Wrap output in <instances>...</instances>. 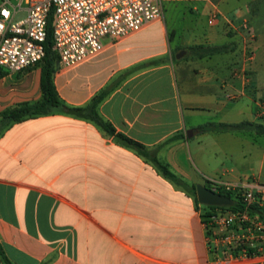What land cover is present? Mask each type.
<instances>
[{"label": "crops", "instance_id": "obj_1", "mask_svg": "<svg viewBox=\"0 0 264 264\" xmlns=\"http://www.w3.org/2000/svg\"><path fill=\"white\" fill-rule=\"evenodd\" d=\"M190 1L183 45L153 20L73 66L57 60L55 90L68 105L104 90L98 113L187 184H264V0ZM150 23L156 36L138 34ZM15 72L0 82V109L40 95L38 65ZM236 154L257 168L214 166ZM203 210L91 120L57 107L0 123V264H205Z\"/></svg>", "mask_w": 264, "mask_h": 264}, {"label": "built area", "instance_id": "obj_2", "mask_svg": "<svg viewBox=\"0 0 264 264\" xmlns=\"http://www.w3.org/2000/svg\"><path fill=\"white\" fill-rule=\"evenodd\" d=\"M162 14V0H0V66L18 71L42 58L49 15L51 48L70 67L100 51L104 38L131 34ZM205 185L232 200L203 210L212 254L205 264H264V184L207 178Z\"/></svg>", "mask_w": 264, "mask_h": 264}, {"label": "trees", "instance_id": "obj_3", "mask_svg": "<svg viewBox=\"0 0 264 264\" xmlns=\"http://www.w3.org/2000/svg\"><path fill=\"white\" fill-rule=\"evenodd\" d=\"M51 31H50V15L47 19L46 25V36L44 40V54L40 60L35 62L34 64L38 63L39 66V91L40 95L37 99L32 101H18L15 102L11 106H7L5 108L0 109V123L2 126L9 124L10 122L20 121L27 117H33L39 114L48 113L54 108H59L60 110L71 114L75 117H80L84 119H88L96 123L98 126L103 128L106 132L114 134V137L119 140L122 144L133 148L137 151L140 155L147 158L156 168L159 170L165 177L173 180L174 182L178 183L179 185L183 186L184 188L191 189L192 194L194 195V200H196L195 196V187L194 184H187L184 182L179 176H177L174 172L168 169V167L160 162L155 155V152L151 149L146 148L140 142L133 140L132 138L128 137L121 132H115L114 128L111 124L105 120L97 111L96 106L98 102L103 98L105 91L101 90L95 93L87 103L83 105H68L65 104L58 96L55 87L52 81V74L55 70V63L57 62L58 58L55 51L51 48ZM28 67V66H27ZM26 68V67H25ZM22 68L18 71H22ZM4 71H8L4 67L0 66V76L3 75ZM244 123H237V124H229V123H216V124H200V129H207L213 126L219 127H233L239 126ZM221 194L226 196H231L229 191H219ZM235 203V202H234ZM212 206V205H209ZM5 264H11L8 260L5 259Z\"/></svg>", "mask_w": 264, "mask_h": 264}, {"label": "rangeland", "instance_id": "obj_4", "mask_svg": "<svg viewBox=\"0 0 264 264\" xmlns=\"http://www.w3.org/2000/svg\"><path fill=\"white\" fill-rule=\"evenodd\" d=\"M192 4L193 2L190 0H162L163 14L161 20L164 21L168 32H170V29H173V38H171L170 40L172 44L174 42H178L180 45H183L185 39L190 35L192 22L196 18L195 14L193 13V10L191 9ZM200 19V21L202 22V18ZM151 26L152 25L150 23L143 31L138 34H144L151 37L156 36L157 30L155 31ZM34 65H38V63ZM6 74V79L0 82H5L7 84L8 82H11L13 76L10 71H4L2 76ZM14 74V79L16 81V79H18L22 74V71H17ZM2 76H0V78ZM219 158L220 160L218 159V161L214 163V166L218 167L220 170L224 168H232L234 169V171L243 169L250 170L257 168L259 164V158L255 159L250 157L249 155L243 154H236ZM245 175L247 176L248 174ZM260 181L261 183H264V179H261ZM200 206L203 209L211 207L203 203H200Z\"/></svg>", "mask_w": 264, "mask_h": 264}, {"label": "water", "instance_id": "obj_5", "mask_svg": "<svg viewBox=\"0 0 264 264\" xmlns=\"http://www.w3.org/2000/svg\"><path fill=\"white\" fill-rule=\"evenodd\" d=\"M180 55V53L176 54V56ZM195 187V196L196 200L199 203L203 204H231L232 200L226 195L220 194L218 192L211 191L209 188H207L205 185L201 183H196L194 185Z\"/></svg>", "mask_w": 264, "mask_h": 264}]
</instances>
